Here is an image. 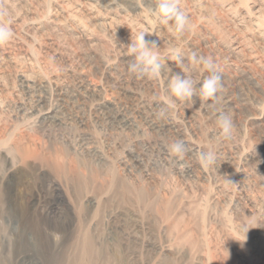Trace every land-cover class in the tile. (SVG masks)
I'll list each match as a JSON object with an SVG mask.
<instances>
[{"label":"rangeland","instance_id":"obj_1","mask_svg":"<svg viewBox=\"0 0 264 264\" xmlns=\"http://www.w3.org/2000/svg\"><path fill=\"white\" fill-rule=\"evenodd\" d=\"M158 2L0 0V23L14 33L0 44V209L20 236L16 261L70 264L86 233L113 264H264V0H178L191 20L183 34L152 14ZM140 31L171 75L198 84L208 72L188 61L190 52L215 59L222 99L233 103L231 139L220 135L212 100L170 96L165 72L131 77L125 47ZM23 76L47 85L25 92ZM121 89L176 111L184 138L97 120L96 104H116ZM49 107L55 117L40 118ZM177 140L196 147L194 156L171 154ZM205 150L218 153L215 166L199 161Z\"/></svg>","mask_w":264,"mask_h":264},{"label":"clouds","instance_id":"obj_2","mask_svg":"<svg viewBox=\"0 0 264 264\" xmlns=\"http://www.w3.org/2000/svg\"><path fill=\"white\" fill-rule=\"evenodd\" d=\"M154 16L162 24H171L177 33L183 34L191 26L190 17L181 9L178 0H159L151 9ZM6 12H0V15H6ZM132 33V32H131ZM13 31L7 23H0V44H5L13 37ZM146 32L140 31L131 36V43L124 46L127 49L131 59L128 61L127 70L135 74L137 78H156L161 76L168 69L165 68V62L161 59L158 48L154 42L145 39ZM175 59L181 66L185 65L183 54L178 49H173ZM193 65H200L208 72V75L197 84L191 76H185L177 72L170 76L168 81V91L170 96L178 100H188L197 93L205 99L219 103L222 100L221 93L224 91V83L219 74L218 65L212 56H206L191 51L187 57ZM185 70H187L185 68ZM217 125L220 129V135L225 139H231L235 124L230 113L217 109ZM164 108L158 110V116H164ZM169 150L178 160H184L187 153V146L183 141L177 140L169 144ZM199 161L204 166H215L219 161L218 153L214 150L201 151L198 154ZM226 183L234 184L229 178ZM246 240V236H245Z\"/></svg>","mask_w":264,"mask_h":264},{"label":"bare ground","instance_id":"obj_3","mask_svg":"<svg viewBox=\"0 0 264 264\" xmlns=\"http://www.w3.org/2000/svg\"><path fill=\"white\" fill-rule=\"evenodd\" d=\"M125 59L129 60V59H131V57L126 56ZM166 64H167V62H165V65ZM165 73H166V77H169L171 75L167 71H165ZM130 75L132 78H137L135 74L131 73ZM21 80H22L21 85L24 87L25 92H28V93L37 91L38 87L39 88H45L47 85L46 83H41L40 85H38L35 83V81L32 82L26 76H23ZM80 83H81V87L84 86L83 80H81ZM58 89H56L58 97L60 98V99H58V101L60 103H62V102L64 103L65 98L62 97V91H59ZM89 91H91V89H89ZM118 95H119V97L117 98L116 104H113V105L112 104L108 105L107 103L96 104L95 113L94 112L93 113L95 114V117L97 120H102L104 122L109 123L110 125H114V126H118V127H120V126L121 127H127V129L134 127L136 124H137V126H138V124H141L143 128H145L146 130H149V131H156L158 133L173 132L176 135L179 134L182 137V139L184 138L185 133L182 132V130H181V124L179 123L180 121L178 122L176 120V111L174 110L175 112L173 114V111H171L172 109H170L169 106L166 107L164 105V102L158 101V100H152V102L148 101L144 97H140L136 94H128L126 89H121V93L120 94L118 93ZM72 97H76V95H73ZM63 98H64V101H63ZM37 104H38V106H41L42 100L41 99L37 100ZM217 107H218V109H222L223 111L230 113V111L233 109L232 108L233 103L231 101V98L222 99L218 103ZM37 108H34V110H38ZM160 108H164L166 111V114L162 117L157 115L158 110ZM208 108H210V107H208ZM175 109H177V108H175ZM44 110H46V109H44ZM44 110L43 109L39 110L40 118L47 120L48 118L50 119V118L55 117L52 115L53 111L50 110V107L48 110H46V111H44ZM130 111H132L131 117H129L130 114H128ZM185 116H186V114H185ZM182 118H183V115H182ZM137 120H139V121L137 122ZM254 120H256L257 122H260V121H262V118L260 117V118L254 119ZM254 120L252 118V121H254ZM49 121H51V120H49ZM111 128H113V127H111ZM120 129H122V128H120ZM182 141L187 146V149H188L187 151H189L190 155L194 156V153L196 152V150H195L196 147L194 148V147L190 146L189 142H187L188 140L187 141L182 140ZM149 144L151 145V143H149V142H145L143 144L144 148H146V150H147V146H149ZM146 150H144V151H146ZM144 151H142L144 153L143 156L145 155ZM154 151H156V150L154 149ZM143 156L141 157L138 154L135 158L138 160L141 158L143 160ZM126 163L123 164L124 165V168L122 167L123 172L124 171L126 172L128 167L130 166L128 163H127L128 165H126ZM134 163L135 162H133V164ZM219 165L220 166L223 165V164H221V161L219 162ZM190 166H191L190 171H193L195 168V162L190 160ZM230 167H231L230 163L225 162L224 166L222 168L224 171H226V170H229ZM50 210H52L53 215L54 214L58 215L60 209H58L55 206H52L50 208ZM5 215H6V212L4 211V208L1 206V209H0V228L4 232V235L2 238H0V264H38L36 262V260L31 259L29 256L21 257V259L16 261V259L11 255L12 247L14 245V241L16 239L20 240V236L17 237L15 235L14 229L11 227V223H10L11 221L7 217L8 215L7 216H5ZM50 215H51V213H50ZM45 234H48V233H45ZM53 236H55V235H52V237ZM82 236H83L82 241L79 243L77 248L75 247L74 252L71 254L70 264H113L114 263L115 260L113 258V254L109 253L110 251H108L106 247L101 246V245H97L95 238L93 236L86 234V233H84V234L82 233ZM126 238L129 240L134 239V243L137 242L136 239L134 238V236H132L130 234L127 235ZM1 240H2V243H1ZM58 242H60V241H58ZM55 246H57V245H55ZM5 249L7 251V254H5V258H3V257H1V252H4Z\"/></svg>","mask_w":264,"mask_h":264}]
</instances>
